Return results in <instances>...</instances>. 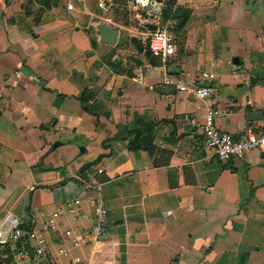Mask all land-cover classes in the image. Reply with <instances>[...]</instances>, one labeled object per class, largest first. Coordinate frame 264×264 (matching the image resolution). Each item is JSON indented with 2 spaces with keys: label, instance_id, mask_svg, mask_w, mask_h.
<instances>
[{
  "label": "crops",
  "instance_id": "1",
  "mask_svg": "<svg viewBox=\"0 0 264 264\" xmlns=\"http://www.w3.org/2000/svg\"><path fill=\"white\" fill-rule=\"evenodd\" d=\"M71 1L31 19L25 0H0V224L23 230L1 264H264V146L223 164L201 133L220 108L231 111L220 131L264 134V0L166 3L165 70L213 74L207 100L161 84L144 36L162 0L140 14L133 0ZM103 25L115 45L101 43ZM98 188L109 223L97 239Z\"/></svg>",
  "mask_w": 264,
  "mask_h": 264
},
{
  "label": "built area",
  "instance_id": "2",
  "mask_svg": "<svg viewBox=\"0 0 264 264\" xmlns=\"http://www.w3.org/2000/svg\"><path fill=\"white\" fill-rule=\"evenodd\" d=\"M151 0H133L130 9L137 13H146ZM162 9L154 11L152 18L148 19L149 25L153 26L152 30H148L144 36V43L149 55L158 61V68L162 70L161 84L162 86L172 89L179 94H186L196 100H207L212 98L218 91L215 84V76L211 73H201L195 82H187L180 74L170 73L165 70L167 61L175 52L174 45L170 39V28L174 26V21L169 15L164 16L166 3L168 0H162ZM66 10L74 11V4L71 0L66 2ZM146 69L152 67L146 66ZM233 75L237 79H243V73L239 69H233ZM143 75L134 78V81L141 83ZM231 114L229 110L220 108H208L206 110L204 123L201 126L203 136V144L206 149L210 150L217 160L226 164L233 160H242L244 156L254 150H258L264 146V134L257 133L252 128H247L238 138L231 134L220 131L215 121L219 118L227 117ZM97 173H101L98 170ZM85 188H88L85 186ZM77 200L66 203V208L74 212ZM92 214L94 219V237L101 238L108 226V212L105 207L103 198L99 188L95 190L92 200ZM56 216V215H55ZM21 224L16 222H6L0 224V247L9 246L11 243L21 244L23 242V230Z\"/></svg>",
  "mask_w": 264,
  "mask_h": 264
},
{
  "label": "rangeland",
  "instance_id": "3",
  "mask_svg": "<svg viewBox=\"0 0 264 264\" xmlns=\"http://www.w3.org/2000/svg\"><path fill=\"white\" fill-rule=\"evenodd\" d=\"M68 0H25L31 19L40 17L43 13L52 10V15L65 14V4ZM76 8L81 9V0H73Z\"/></svg>",
  "mask_w": 264,
  "mask_h": 264
},
{
  "label": "water",
  "instance_id": "4",
  "mask_svg": "<svg viewBox=\"0 0 264 264\" xmlns=\"http://www.w3.org/2000/svg\"><path fill=\"white\" fill-rule=\"evenodd\" d=\"M181 21L182 20H180V22ZM99 34H100V41L102 44L113 46L118 41L117 31L110 26H107V25L101 26L99 29ZM259 115H260V112L249 113L247 116V119L249 121L257 120L256 117ZM132 219H136V218H132ZM25 251L27 252L28 256L32 257V251H31L29 244H26Z\"/></svg>",
  "mask_w": 264,
  "mask_h": 264
},
{
  "label": "trees",
  "instance_id": "5",
  "mask_svg": "<svg viewBox=\"0 0 264 264\" xmlns=\"http://www.w3.org/2000/svg\"><path fill=\"white\" fill-rule=\"evenodd\" d=\"M166 14H168V11L166 12ZM84 109H85V111H88L86 108H84ZM133 148L135 149L134 145H131V147L129 146V149H133ZM25 229L28 230L29 228H25ZM2 261H3V260H2V258H1V259H0V264L2 263ZM4 262H5V261H4ZM7 263H8V261L5 262V264H7Z\"/></svg>",
  "mask_w": 264,
  "mask_h": 264
}]
</instances>
